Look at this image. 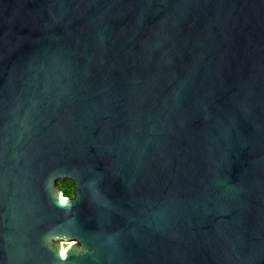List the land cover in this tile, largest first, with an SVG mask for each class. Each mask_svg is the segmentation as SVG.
<instances>
[{
    "label": "water",
    "instance_id": "95a60500",
    "mask_svg": "<svg viewBox=\"0 0 264 264\" xmlns=\"http://www.w3.org/2000/svg\"><path fill=\"white\" fill-rule=\"evenodd\" d=\"M0 264H264V0H0Z\"/></svg>",
    "mask_w": 264,
    "mask_h": 264
},
{
    "label": "trees",
    "instance_id": "16d2710c",
    "mask_svg": "<svg viewBox=\"0 0 264 264\" xmlns=\"http://www.w3.org/2000/svg\"><path fill=\"white\" fill-rule=\"evenodd\" d=\"M57 186L61 190L63 196L72 197L74 195V186L69 180H62L57 182Z\"/></svg>",
    "mask_w": 264,
    "mask_h": 264
},
{
    "label": "bare ground",
    "instance_id": "6f19581e",
    "mask_svg": "<svg viewBox=\"0 0 264 264\" xmlns=\"http://www.w3.org/2000/svg\"><path fill=\"white\" fill-rule=\"evenodd\" d=\"M72 243H69V245H71ZM64 247L61 249V255H63L64 254Z\"/></svg>",
    "mask_w": 264,
    "mask_h": 264
},
{
    "label": "flooded vegetation",
    "instance_id": "af4514ba",
    "mask_svg": "<svg viewBox=\"0 0 264 264\" xmlns=\"http://www.w3.org/2000/svg\"><path fill=\"white\" fill-rule=\"evenodd\" d=\"M73 197V196H72Z\"/></svg>",
    "mask_w": 264,
    "mask_h": 264
}]
</instances>
